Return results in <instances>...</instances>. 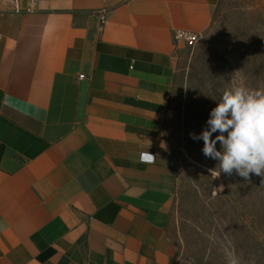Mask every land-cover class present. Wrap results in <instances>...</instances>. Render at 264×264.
<instances>
[{"label":"crops","instance_id":"0c3cea01","mask_svg":"<svg viewBox=\"0 0 264 264\" xmlns=\"http://www.w3.org/2000/svg\"><path fill=\"white\" fill-rule=\"evenodd\" d=\"M219 1L0 0V264L166 263L174 33Z\"/></svg>","mask_w":264,"mask_h":264},{"label":"rangeland","instance_id":"374dc122","mask_svg":"<svg viewBox=\"0 0 264 264\" xmlns=\"http://www.w3.org/2000/svg\"><path fill=\"white\" fill-rule=\"evenodd\" d=\"M175 56L165 135L177 192L165 264H227L229 252L240 264H264L262 178H215L209 169L218 161L206 158L203 141L189 136L202 131L233 81L243 77L251 88L264 87V0H220L209 29L194 43H179Z\"/></svg>","mask_w":264,"mask_h":264},{"label":"clouds","instance_id":"9594fccd","mask_svg":"<svg viewBox=\"0 0 264 264\" xmlns=\"http://www.w3.org/2000/svg\"><path fill=\"white\" fill-rule=\"evenodd\" d=\"M179 36L187 34L181 32ZM189 136L203 141L202 154L206 158L218 161L215 168L209 169L215 178L221 173H235L250 181L255 174L264 183V87L251 88L243 77L233 81L210 110L206 126L199 134L190 132ZM140 160L154 163L155 156L142 152ZM227 264H240L234 252L227 253Z\"/></svg>","mask_w":264,"mask_h":264},{"label":"built area","instance_id":"2783aa9c","mask_svg":"<svg viewBox=\"0 0 264 264\" xmlns=\"http://www.w3.org/2000/svg\"><path fill=\"white\" fill-rule=\"evenodd\" d=\"M39 1L40 0H29V3L27 5V7L25 8V11L31 12V11L35 10L36 7L38 6ZM16 11L17 12H21V11H23V9H21L19 7V5H16ZM107 20H108L107 11L103 10L101 12V27H103L107 23ZM181 32L182 33H186L187 36L186 37H184V36H179L178 37V33H181ZM199 36H201V35H197V34H194V33L190 32V31H186V30H177L174 33L175 40L177 42H184V43H194V42L197 41ZM84 77H85V75H80V78H84ZM153 155L155 156V154H153ZM170 166L173 167V164L170 163Z\"/></svg>","mask_w":264,"mask_h":264}]
</instances>
